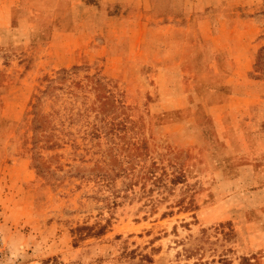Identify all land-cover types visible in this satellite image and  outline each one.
Returning a JSON list of instances; mask_svg holds the SVG:
<instances>
[{
  "label": "rangeland",
  "instance_id": "374dc122",
  "mask_svg": "<svg viewBox=\"0 0 264 264\" xmlns=\"http://www.w3.org/2000/svg\"><path fill=\"white\" fill-rule=\"evenodd\" d=\"M156 1L0 0V264H264V0Z\"/></svg>",
  "mask_w": 264,
  "mask_h": 264
},
{
  "label": "crops",
  "instance_id": "0c3cea01",
  "mask_svg": "<svg viewBox=\"0 0 264 264\" xmlns=\"http://www.w3.org/2000/svg\"><path fill=\"white\" fill-rule=\"evenodd\" d=\"M9 5H15V3L18 0H4ZM191 0H170L169 3V9L167 11V16L171 17L168 19H171L170 23L174 19H178L179 17H184V13L186 12V9H188V4ZM209 0H193L195 3V6L199 7V12L208 6ZM215 1V0H214ZM104 4V9L106 10L109 8V6H116L118 5L121 10V14L119 17L123 18L121 23H152V19L154 17L160 16L158 6L159 3H157L156 0H102ZM156 2V3H155ZM158 4V5H157ZM197 7V8H198ZM204 7V8H201ZM126 11H129L127 14ZM133 13V14H132ZM162 13H165L162 11ZM133 18V19H132ZM148 18H151L150 20ZM151 21V22H150ZM180 21V20H177ZM190 22H187L185 24H182L180 26L174 25V31L177 34H182V37H177L175 41L178 44V46L182 49L184 45V41L186 39V34L188 32V29L191 27H196L198 31L201 33L203 32L204 27L207 26V23L205 21H200L198 23H193V25ZM209 26V25H208ZM176 27V28H175ZM246 28L244 26H231L228 27V33H236V32H242L243 35L246 32ZM175 38V37H174ZM237 44V43H236Z\"/></svg>",
  "mask_w": 264,
  "mask_h": 264
},
{
  "label": "trees",
  "instance_id": "16d2710c",
  "mask_svg": "<svg viewBox=\"0 0 264 264\" xmlns=\"http://www.w3.org/2000/svg\"><path fill=\"white\" fill-rule=\"evenodd\" d=\"M240 264H250V263H249V261L247 259H243Z\"/></svg>",
  "mask_w": 264,
  "mask_h": 264
}]
</instances>
